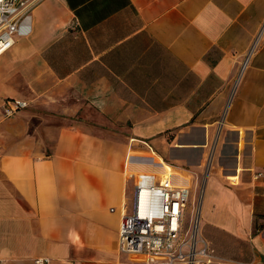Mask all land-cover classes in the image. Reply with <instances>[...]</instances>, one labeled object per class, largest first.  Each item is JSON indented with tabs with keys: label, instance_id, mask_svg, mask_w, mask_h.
<instances>
[{
	"label": "crops",
	"instance_id": "obj_1",
	"mask_svg": "<svg viewBox=\"0 0 264 264\" xmlns=\"http://www.w3.org/2000/svg\"><path fill=\"white\" fill-rule=\"evenodd\" d=\"M13 99L0 264H143L116 246L132 173L191 188L210 147L199 235L219 264H264V0H40L0 56Z\"/></svg>",
	"mask_w": 264,
	"mask_h": 264
},
{
	"label": "built area",
	"instance_id": "obj_2",
	"mask_svg": "<svg viewBox=\"0 0 264 264\" xmlns=\"http://www.w3.org/2000/svg\"><path fill=\"white\" fill-rule=\"evenodd\" d=\"M39 2L0 0V56L14 45L16 39L29 36L31 13ZM261 30L249 47L240 70L254 51ZM26 107L24 101L6 100L1 107V116L9 118ZM251 180L264 184V170L253 171ZM190 195L189 186L174 184L169 175L163 174L154 183L136 184L132 211L121 217L118 226L117 251L142 256L143 264H219L207 242L199 235L198 204L186 211ZM262 195L264 197V185ZM32 264H49V259L38 257Z\"/></svg>",
	"mask_w": 264,
	"mask_h": 264
},
{
	"label": "rangeland",
	"instance_id": "obj_3",
	"mask_svg": "<svg viewBox=\"0 0 264 264\" xmlns=\"http://www.w3.org/2000/svg\"><path fill=\"white\" fill-rule=\"evenodd\" d=\"M145 143V142H143ZM211 148L210 147V150H209V153L203 163V166H202V169L201 171L199 172L198 174V177H194L193 179H191L193 181V184L191 186V195L189 197V200H188V203L186 205V211L189 212L193 206L195 207V205H197L196 203H200V199L202 197V190H203V184H204V180H205V177H206V173H207V170L209 169L208 167L210 166V164L212 165V163H210L211 161V156H212V151H211ZM133 151H144L145 152V145L142 144V141H135L133 142ZM211 152V153H210ZM132 153H128L127 155H130ZM210 156V157H209ZM209 158V160L207 161V159ZM127 160H128V157L125 158V155L122 159V162H121V165H127ZM164 163H166L165 161H163ZM167 164V163H166ZM209 172H211V169L208 171V174ZM184 176H188L187 174H183ZM159 178V175L157 174H150V173H132V181L133 183L136 184H140V183H154L157 179ZM188 178V177H187ZM235 181V180H234ZM233 181V182H234ZM200 209V207H199ZM187 212H186V216H185V219H184V223L186 224L187 222V219H188V215H187Z\"/></svg>",
	"mask_w": 264,
	"mask_h": 264
},
{
	"label": "bare ground",
	"instance_id": "obj_4",
	"mask_svg": "<svg viewBox=\"0 0 264 264\" xmlns=\"http://www.w3.org/2000/svg\"><path fill=\"white\" fill-rule=\"evenodd\" d=\"M227 179H228V180H230L228 177H227ZM200 200H201V199H200ZM196 204H198V208H199V206H200V203H196ZM195 206H196V205H195Z\"/></svg>",
	"mask_w": 264,
	"mask_h": 264
}]
</instances>
